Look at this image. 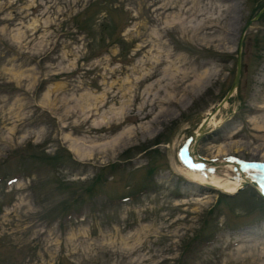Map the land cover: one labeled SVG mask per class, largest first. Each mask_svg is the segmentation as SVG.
<instances>
[{"label":"rangeland","instance_id":"374dc122","mask_svg":"<svg viewBox=\"0 0 264 264\" xmlns=\"http://www.w3.org/2000/svg\"><path fill=\"white\" fill-rule=\"evenodd\" d=\"M263 8L0 0V264H264L257 190L178 169L264 165Z\"/></svg>","mask_w":264,"mask_h":264},{"label":"bare ground","instance_id":"6f19581e","mask_svg":"<svg viewBox=\"0 0 264 264\" xmlns=\"http://www.w3.org/2000/svg\"><path fill=\"white\" fill-rule=\"evenodd\" d=\"M208 117H209V120L207 121V123H210L214 117V114L208 113L204 117V120L205 118H208ZM204 120H201V122H203ZM199 128L200 126H198L197 128V132H196L197 134L200 133ZM192 147H193V144H191V148ZM193 155H195V151ZM195 158L197 157L195 156ZM208 162L209 164H211V161H208ZM220 163H224L222 164V167L226 166L225 174H222V176H220L218 172H215L214 174L208 170H203L202 168H188V169L185 168L184 169L178 166V169L182 171L180 174H182L184 177L189 179L191 182H194L197 184L208 185V186L210 185L217 189H221L226 193H233L235 191H239L243 187L246 181V178H249L251 181H256L257 183H259L258 189L262 193H264V174H262L261 171L251 169L253 171L252 174H247L249 171H251V170H247V172H244V173L242 172V173H239L237 176H232L234 173L233 174L229 173V170L231 171L233 167L232 163H226L224 161L219 162V164ZM212 164H216V163H212Z\"/></svg>","mask_w":264,"mask_h":264},{"label":"water","instance_id":"95a60500","mask_svg":"<svg viewBox=\"0 0 264 264\" xmlns=\"http://www.w3.org/2000/svg\"><path fill=\"white\" fill-rule=\"evenodd\" d=\"M263 10H264V8L262 9V11ZM247 25L249 26L250 22ZM242 37H243V35L241 36V39H240V42H239V45H238V48H237L236 71H235V75H234V78H233V82L230 85V87H229L228 91L226 92V94L224 95V97L220 100V102L216 105V107L210 113L215 114V112L218 110V108L223 106L225 104V102H227V100L234 93L237 92V88H238V84H239V78H240V73H241V44H242ZM208 120H209V117L205 118V120L202 122V125L199 128V131L201 132V135H203L204 133L208 132V129L206 127ZM234 165L236 166V168L240 172H242L241 165H245L246 166L245 168H250V169H253V170H259V171H261L262 174H264V165L263 164H259V163L257 164V163H254V162H245V163L234 162ZM248 184L253 186L255 189H257V186L259 185V183H257L256 181H251V180L247 179L243 186L248 185ZM261 196H262V198L264 200V194L261 195Z\"/></svg>","mask_w":264,"mask_h":264}]
</instances>
